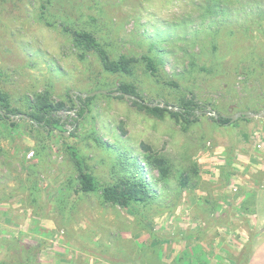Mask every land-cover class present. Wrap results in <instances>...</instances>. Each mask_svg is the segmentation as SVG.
<instances>
[{
    "label": "rangeland",
    "instance_id": "rangeland-1",
    "mask_svg": "<svg viewBox=\"0 0 264 264\" xmlns=\"http://www.w3.org/2000/svg\"><path fill=\"white\" fill-rule=\"evenodd\" d=\"M207 3L0 0V90L28 117H0V264H181L176 259L195 247L209 264L245 262L261 232L246 214L264 190V118L220 125L208 112L264 108V0H220L210 10ZM63 25L92 31L113 58L154 44L183 88L156 82L142 63L131 74L106 72ZM250 54L262 61L241 69ZM190 59L219 68L196 78ZM124 81L144 102L176 105L185 88L205 107L185 124L168 113L158 118L123 94L90 96L81 116L69 102ZM45 93L65 105L53 115L56 129L35 127L28 116L33 97ZM68 145L99 184L119 176L120 154L137 158L154 197L122 207L100 192L77 193ZM149 154L166 159L165 175L141 160ZM241 237L250 240L236 255Z\"/></svg>",
    "mask_w": 264,
    "mask_h": 264
},
{
    "label": "trees",
    "instance_id": "trees-1",
    "mask_svg": "<svg viewBox=\"0 0 264 264\" xmlns=\"http://www.w3.org/2000/svg\"><path fill=\"white\" fill-rule=\"evenodd\" d=\"M220 0H208L206 4V10H210L213 7V4L219 2ZM262 12V11H261ZM264 14V12L262 13ZM63 29L71 34L73 44L80 49L82 55L87 52L94 53L99 59L102 68L109 73H126L131 74L137 65V63H142L148 74L158 83L183 88L174 79L170 78L167 72L162 67V59L154 44H151L150 51L140 54H119L116 58H113L105 46L98 40L96 35L86 29H76L71 28L67 25H63ZM212 47L215 48V44H212ZM262 60H257L254 54H250L244 59L241 60L240 66L241 69H246L249 66H257ZM191 73L196 78H202L209 74H214L218 68L219 64L215 62L214 64H209L208 61H203L198 63L194 59H190ZM118 91H121L126 94L133 95L137 99H132L138 107L146 110L148 113L153 114L158 118H162L166 113L173 117L176 121L182 123H191L193 118L197 115L198 110L204 109V104L191 89H183L185 94L178 100L176 106L178 110L169 109L167 107H162L159 105L149 106L144 103V98L138 87L129 81L120 82L117 87ZM77 99L79 101H77ZM77 99L74 96H69V102L73 107L78 108L77 114L81 116L84 114L88 108V99L83 98L81 95H77ZM167 104V103H166ZM65 107L62 102H52L49 100L48 95L41 94L35 95L33 97L32 108L33 112L28 114L31 119V124L37 127L38 125H46L50 128H57V119L53 116L54 113L62 110ZM214 108V107H213ZM216 110V108H214ZM0 110L5 111L6 113L17 114V111L10 107L9 96L6 92L0 90ZM255 112L259 109H255ZM218 117L215 118L211 116L214 121L220 125H226L229 122V117L224 116L220 111L216 110ZM0 117H2L0 115ZM77 118H75L76 120ZM240 119L244 121H250V118L241 117ZM15 123L12 122L11 126ZM38 124V125H37ZM69 153L71 159L76 168V192L77 193H93L100 192L104 202L116 204L122 207H133L134 204H145L152 197H154V191L150 187V183L142 176V167L140 162L137 161V158H132L131 161L129 157L124 156L123 154L119 155L117 165L120 172L119 176L112 183H103L95 179V177L85 169L81 157L78 155L75 147L73 145H68ZM143 162H145L151 168H155L163 176L168 171V164L164 157L154 156L152 154L142 157ZM228 166L230 162L227 161ZM184 182L187 179L183 177ZM139 218L143 216L136 212ZM152 229V225L149 226ZM176 260H181V264H209L208 258L206 257L205 252L200 247H195L191 249V252L187 253L182 258H177Z\"/></svg>",
    "mask_w": 264,
    "mask_h": 264
},
{
    "label": "crops",
    "instance_id": "crops-1",
    "mask_svg": "<svg viewBox=\"0 0 264 264\" xmlns=\"http://www.w3.org/2000/svg\"><path fill=\"white\" fill-rule=\"evenodd\" d=\"M264 190H258L252 202L251 210L246 214L249 217V227L253 228L256 227L257 230H261L258 235H255L252 239L251 248L247 251V255L245 257V262L243 264H264ZM243 213V211H242ZM243 237H241L242 239ZM243 244L240 243L233 251L234 254H239V252L243 248L242 246L246 245L249 242V238L242 239ZM230 247H233L232 243H228ZM227 244V245H228ZM234 249V247H233ZM231 250V249H230Z\"/></svg>",
    "mask_w": 264,
    "mask_h": 264
},
{
    "label": "water",
    "instance_id": "water-1",
    "mask_svg": "<svg viewBox=\"0 0 264 264\" xmlns=\"http://www.w3.org/2000/svg\"><path fill=\"white\" fill-rule=\"evenodd\" d=\"M98 93H103V94L112 93L114 95L123 94V95H125L127 97H130V98L139 100L137 97H135L133 95L126 94V93H123V92L118 91V90H114V91L109 92L108 90H105V89H99V90H94V91L89 92V93H79V95H81V96H93V95L98 94ZM144 103L145 104H148L149 106L159 105V106H162V107H167L169 109L178 110V107H176V106H171V105H168V104H165V103H162V102H158V101H154V102H144ZM208 113L211 114V115H213L215 118L218 117V114L215 113L214 111L208 112ZM0 115L2 117H6L7 114H6L5 111L0 110ZM16 117H26L28 119L27 115L26 114H22V113L17 114ZM227 117H229V122L228 123H231L235 119L241 118V117H244V118H254V117L264 118V108L261 109V110H259V111H257V112L251 111V110L238 111V112L233 113V114H231V115H229ZM12 120H14V118H12Z\"/></svg>",
    "mask_w": 264,
    "mask_h": 264
},
{
    "label": "flooded vegetation",
    "instance_id": "flooded-vegetation-1",
    "mask_svg": "<svg viewBox=\"0 0 264 264\" xmlns=\"http://www.w3.org/2000/svg\"><path fill=\"white\" fill-rule=\"evenodd\" d=\"M9 114L10 116H14L15 114H11V113H7ZM5 118V117H4ZM46 128H49L48 126H46Z\"/></svg>",
    "mask_w": 264,
    "mask_h": 264
}]
</instances>
